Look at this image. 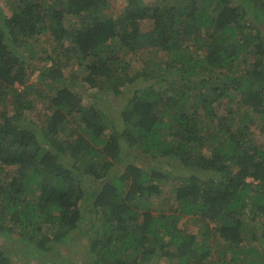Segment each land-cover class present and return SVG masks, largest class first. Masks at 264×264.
Returning <instances> with one entry per match:
<instances>
[{
	"label": "trees",
	"instance_id": "16d2710c",
	"mask_svg": "<svg viewBox=\"0 0 264 264\" xmlns=\"http://www.w3.org/2000/svg\"><path fill=\"white\" fill-rule=\"evenodd\" d=\"M4 1L0 236L41 264L85 236L82 264H264V0Z\"/></svg>",
	"mask_w": 264,
	"mask_h": 264
},
{
	"label": "rangeland",
	"instance_id": "374dc122",
	"mask_svg": "<svg viewBox=\"0 0 264 264\" xmlns=\"http://www.w3.org/2000/svg\"><path fill=\"white\" fill-rule=\"evenodd\" d=\"M115 9L114 12L116 15H121L124 11L125 7V0H118L116 4H114ZM0 6L3 8L4 12L8 14L7 6L5 5L4 0H0ZM150 28V24L142 25L143 30H148ZM40 43H38L36 46L37 48H42L45 45V39L41 37L39 38ZM144 54V55H143ZM141 57H139L138 61L132 64L131 70L133 69H139L142 65V60L146 59L148 56L147 53H143ZM167 56H161V58H166ZM37 73H34L30 77V82H35ZM120 103H123V99L120 100ZM119 104V102L117 103ZM45 109L44 106H40V104L36 105L35 110L32 113H29L31 118L34 115H37L41 110ZM1 111V106H0ZM46 111V110H45ZM115 115H118V112H114ZM257 130V128L255 129ZM256 134H259L257 131ZM256 138L259 140V142H264V133L260 134L259 136L256 135ZM248 181H251L250 179ZM181 226L184 227L189 234L194 235L196 234V231L198 229V222L194 220H184L181 223ZM93 234V232H92ZM8 236V235H7ZM4 236V237H7ZM0 236V251H2L6 257L10 258V264H41L39 262L29 260L27 258V251L25 250L24 245L17 243L14 240L8 241L7 238H4ZM90 237V236H89ZM89 237H82V240H77L73 247L68 249V251H65L66 254H68V258L73 262V264H82V260H85L87 258L86 256V247L89 240ZM9 238V237H8ZM10 239V238H9Z\"/></svg>",
	"mask_w": 264,
	"mask_h": 264
}]
</instances>
